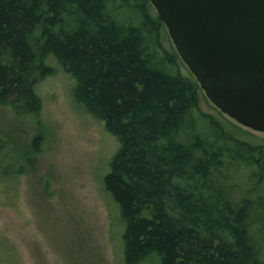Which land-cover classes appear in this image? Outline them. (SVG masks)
Wrapping results in <instances>:
<instances>
[{"label": "trees", "instance_id": "16d2710c", "mask_svg": "<svg viewBox=\"0 0 264 264\" xmlns=\"http://www.w3.org/2000/svg\"><path fill=\"white\" fill-rule=\"evenodd\" d=\"M150 4L0 0V104L38 118L50 55L76 79L77 102L121 141L104 184L126 264H264V141L203 111Z\"/></svg>", "mask_w": 264, "mask_h": 264}, {"label": "rangeland", "instance_id": "374dc122", "mask_svg": "<svg viewBox=\"0 0 264 264\" xmlns=\"http://www.w3.org/2000/svg\"><path fill=\"white\" fill-rule=\"evenodd\" d=\"M161 32L176 49L166 25ZM178 60L191 72L179 52ZM47 62L55 72L36 85L38 118L0 104V264H126L125 222L104 184L121 141L77 102L76 79L58 59ZM199 95L203 111L227 117L202 87Z\"/></svg>", "mask_w": 264, "mask_h": 264}, {"label": "water", "instance_id": "95a60500", "mask_svg": "<svg viewBox=\"0 0 264 264\" xmlns=\"http://www.w3.org/2000/svg\"><path fill=\"white\" fill-rule=\"evenodd\" d=\"M211 101L264 132V0H151Z\"/></svg>", "mask_w": 264, "mask_h": 264}]
</instances>
